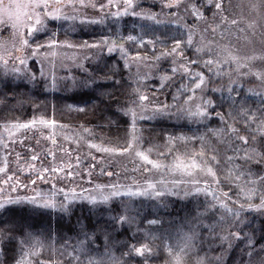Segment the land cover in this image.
Returning <instances> with one entry per match:
<instances>
[{
  "label": "snow or ice",
  "instance_id": "6c2138e0",
  "mask_svg": "<svg viewBox=\"0 0 264 264\" xmlns=\"http://www.w3.org/2000/svg\"><path fill=\"white\" fill-rule=\"evenodd\" d=\"M225 0H166L162 4V8L169 10L176 9V12L170 14L175 16L181 8L184 9L195 21L204 20L206 13L211 11L213 18L220 16L221 23L228 22V16L224 8ZM92 8L93 10L102 13L101 19L81 20V23L99 24L103 23L104 18L111 16L120 18L122 16H133L141 20L155 21L161 23L157 14L146 11H136L138 5L135 0H105L104 3H96L95 0H0V30L10 29L14 41L18 40V45L13 43L12 50L9 51L5 47V43L0 41V68L4 70V76L7 78L10 74L15 79L23 78L26 82L35 85L38 80L35 72L30 70L28 61L37 58L41 49H55L57 47L73 48L75 45L68 42H59L54 38H50L46 44L32 45V39L36 33L47 32L48 23L51 21H75L76 15H69L67 10L72 9L73 13L78 9ZM253 9L259 12L264 8V0H257V3L252 5ZM116 9L115 12H105V9ZM238 20H231L232 25H237ZM217 27H212L211 30L216 32ZM249 28L254 27L253 24L248 25ZM187 41L173 38L174 44L170 49L161 51L155 60L158 62L162 58H171L172 66L170 71H165L160 77L161 87H166L175 82L176 76H180L181 83L176 88L173 94L172 105H154L149 109L146 102L149 96L141 91L140 85L144 79L149 78L147 75L141 76L139 66L136 73V79L133 81L137 86L132 90V96L135 99L126 102L125 105L120 104L117 93L122 86L123 77L117 78L120 75L119 65L114 64L109 66L105 60L104 49H107V54L119 52L120 59L123 60L125 70H130L132 62H147V57H142L139 54L130 56L125 48V42L136 41L137 37L132 35L123 37L109 38L102 37L99 41L88 42L84 41L80 46L85 49H99L100 53L96 57L98 71L103 77L102 81L91 79L89 73V81L84 84L85 87H91L96 83H107L113 88L112 92L105 93L109 98V106L111 103H116V111L124 116H130V132L129 139L126 145L117 147H102L98 144H89L90 148H95L97 152L111 153L115 155H130L134 153L139 165L135 171L142 170L145 174L143 184L136 183L134 186L129 185L127 188L118 183L109 186L97 185V191L100 192L99 198L89 197V204H104L107 205L116 198L121 197H143L156 201H163L165 197L179 195L183 192L185 197L198 198L201 195L205 197L203 207L197 199L196 214L193 216L195 224L188 233L182 235L183 243L179 245V250L174 251L170 245H165V251L171 257L170 264H184L185 257L189 249L197 248L196 241L200 240L201 244L207 243L209 250L213 246L220 247L222 252L220 255L213 257L217 264H226L228 255L236 247L237 244H243L240 250L239 264H264V221L253 226V221L245 214L256 213L264 217V100L261 101V106L253 111L252 109L243 107L239 104L236 97L232 93L236 91L233 86L234 81L227 87L229 101V111L227 113L219 111L215 112V118L219 119L222 127L218 129H210L213 136L216 137L220 144L225 147V164L226 169H220V157L217 154L218 149L213 146L207 139V136L193 135L192 137L183 134L179 136L171 135L165 137L164 150L160 151L154 147L143 149V137L138 134L137 120L155 119L160 115H176L178 120L187 121L189 124H204L205 121L212 118V112L215 111L217 104L214 100L207 97V92H219L222 96L225 91L223 87L209 88L212 75L219 77L222 75L223 64H236L238 68H246L248 65L240 63V57L231 52H227L222 59H214L211 57V49L207 45L195 47L196 58H188L182 49V44L191 48L193 47V36L195 34V25L187 29ZM56 33H53V37ZM119 41V42H118ZM141 44H153V41H140ZM153 51L155 47L153 46ZM226 51V49H225ZM209 53V58L202 59L201 54ZM20 53V55H14ZM7 55V59L5 58ZM51 55L53 58L57 56L56 51L45 53V57ZM220 54L217 53V56ZM91 59V57H86ZM264 57L251 56L247 60H257ZM14 62L13 67L9 70V63ZM37 62L43 65V60ZM102 65V66H101ZM199 66L201 69H207L209 76L206 79L204 71L193 72V66ZM82 71H87L83 64H77ZM158 68V65H157ZM105 69H107L105 71ZM39 79L44 81L45 92L59 91L60 81L71 79L73 86H76V80L71 77L58 78L55 73V62L52 61V75L49 79L46 76L43 66L39 74ZM257 79H261V75L257 74ZM186 81V82H184ZM200 93L197 96V93ZM259 95V93H253ZM239 96V92H237ZM183 101L182 104L178 103ZM223 103V101H222ZM40 105L37 104L38 108ZM72 106H69L71 108ZM139 109V112L137 111ZM175 109V112L171 110ZM79 112L85 111L84 108L76 109ZM151 111V116L146 115ZM229 120L232 122L229 123ZM39 123L46 127L54 126L55 121L35 118L26 123L15 122L7 127L9 137L13 136L20 129H30L34 124ZM85 131H89L85 129ZM193 140H198L200 143L199 149L193 148L191 151L181 152L180 145H187ZM55 142V141H53ZM7 147V145H3ZM155 151V158L152 153ZM230 153V154H228ZM37 156H32V160H37ZM33 170H34V166ZM49 169H43L37 178L45 179L44 173ZM52 172H57L58 169L52 168ZM6 172L5 167H0V173ZM223 172V174H222ZM72 175L71 172L68 173ZM112 176V172L107 173ZM158 177V178H157ZM14 179L13 176H7L3 183L7 184ZM228 182L229 185H234L237 189L236 198H233L230 191H223L221 184ZM32 184L36 180L31 181ZM53 187H55L53 185ZM105 188L108 189L105 194ZM13 190H15L13 188ZM60 191H63L61 189ZM75 195V194H74ZM30 203H36L35 197L27 198ZM65 200H68L65 194ZM19 203V199L0 202V209L5 208V204ZM61 204L59 207L52 198H45L39 207L51 208L53 210L69 213V204ZM128 205L125 204L123 209L118 214L111 215L104 227L103 232L106 238H110L111 230L116 231L123 228L125 225L131 227L136 223V216L130 215ZM218 213V215H217ZM215 216L211 223H205V218ZM80 224V221H77ZM149 226L162 225L160 219L147 220ZM227 225V227H224ZM244 228L250 230L245 232ZM207 230V235L201 238L200 230ZM217 229H220L218 232ZM16 235H13V233ZM82 239L78 238V244L73 246L67 253L66 264H82L81 258L84 257V264H104V262L90 254L89 246L97 239L96 229L89 231L87 225H82L80 234ZM17 236L19 237L17 239ZM156 238V237H153ZM16 242L19 251L18 258L14 257V264H45L41 259L43 245L38 239H34L31 233H24L17 229L15 225L7 230H0V252H3L5 243ZM219 244H215L216 241ZM226 245V247H225ZM107 249V244L105 245ZM152 254V249L148 244H141L137 247L135 244L129 245L128 249L122 253L121 258L107 251L104 255L108 258L107 264H125V259L135 260L136 258H144ZM51 264V261H48ZM197 264H209L207 255L197 258Z\"/></svg>",
  "mask_w": 264,
  "mask_h": 264
},
{
  "label": "trees",
  "instance_id": "16d2710c",
  "mask_svg": "<svg viewBox=\"0 0 264 264\" xmlns=\"http://www.w3.org/2000/svg\"><path fill=\"white\" fill-rule=\"evenodd\" d=\"M138 7H150V5L140 2ZM141 23L144 24L143 20L133 16H122L118 19L107 17L103 23L99 24L51 21L48 23L47 32H40L35 35L32 39V45L53 38V33H56L54 38H61L77 47H80L84 41L96 42L105 36L111 39L117 36L126 38L132 35L137 37V40L125 42L124 45L130 56L139 54L148 58H152L173 46L174 39L168 38L165 34L162 37H155V35L140 33L138 29L142 27ZM145 27L147 26L145 25ZM140 41H153L154 45L141 44ZM153 46L155 51H153ZM104 60L109 66L119 65L120 75L117 78L123 77V80L117 95L120 104L125 105L126 102L135 98L132 96V90L137 85L133 83L134 80L130 77L132 71L124 69L119 52L105 55ZM30 65L33 68L36 67L33 62H30ZM95 65V67L91 65V79L102 81L103 77L96 71L98 68L96 62ZM157 65L158 68H156L153 80L140 85L141 91H145L144 93L147 95H149L147 92L159 94L156 99L158 105H172L174 103L173 94L179 87L181 78L176 76L174 83L161 89L155 88L154 85L158 83V75L161 76L165 71H170L171 67L169 62L167 63L165 60H160ZM84 84H78L70 89L62 87L59 91L45 92L38 81L33 85L23 78L17 80L10 75L6 78L0 72V126L39 117L54 120L57 124L64 126L68 132H76L81 128L88 129L87 132H89L90 137L100 145L108 147L126 145L129 139L130 118L116 111V103L113 102L109 106V98L103 94L113 91L111 85L96 83L91 87H85ZM237 92H239V96H237ZM232 96L236 97L243 107L253 111L261 106L262 100L259 101L253 95L245 94L243 90L234 91ZM221 99V101L215 102L217 107L212 112V118L205 121L204 124H189L187 121L174 118L173 115H160L155 119L139 120L137 130L138 134L143 137L141 142L143 149L147 150L149 147H154L163 151L165 137L169 134L175 136L183 134L188 137L204 134L208 141L218 149L217 154L221 161L220 169H226L227 165L224 162L225 147L209 131L222 127L220 120L215 118V112L227 113L229 111L230 102L226 100V97ZM178 103L182 104L183 101ZM37 104L40 105L38 108L36 107ZM69 106L72 107L69 108ZM78 108H84L85 111L79 112L76 110ZM171 111H175V109ZM231 122L229 120V123ZM199 147V141L193 140L187 145H180L179 149L184 152L186 150L191 151L193 148L199 149ZM151 155L155 158V151ZM45 158L42 156L41 160L46 161ZM3 163L0 152V167ZM29 180H36V178L26 176L23 181L27 183ZM221 188L230 191L231 196L236 198L238 189L234 185L230 186L228 182H223ZM197 199L202 208L205 202V197L202 195L198 198L174 195L165 197L163 201L144 199L143 197L135 199L121 197L107 205H88L85 202L73 201L69 204V213L20 201L0 209V230H7L15 225L22 232L31 233L32 237L38 239L43 245L41 259L45 264H48V261H51V264H66L67 253L78 244V238H83L82 235H79L82 225H87L89 231L93 228L96 229L97 239L89 246L90 254L100 258L104 264H107L108 260L104 255L106 251L109 254L114 253L117 259H120L129 245L135 244L139 247L145 243L152 249V254L146 259L127 260L124 258L125 264H170L171 257L165 251V245H170L174 251L179 250V245L183 243L182 235L190 232L195 224L192 218L196 214ZM125 204L132 210L129 214L136 216V223L131 227L125 225L119 231L113 228L110 238H106L103 227L107 219L113 214H118ZM245 215L253 221V226L264 221V217L256 213H246ZM153 218L162 220L163 224L149 226L147 220ZM215 218V216L207 217L205 223H211ZM78 220L80 224L77 223ZM249 230V228L243 229L245 232ZM200 231L201 238L207 235V230L202 229ZM217 231L219 232L220 229ZM13 235L16 233L14 232ZM106 244L107 249L105 248ZM196 244L197 248L188 250L184 264H197V258L205 255L209 258V264H217L216 260L212 258L220 255L223 249L213 246L209 250V245L207 243L201 244L200 240H197ZM215 244L218 245L219 241L217 240ZM241 248H243V244L236 245L228 255L226 264H239ZM18 256L19 251L15 240L11 243H5L3 252H0V264H14V257L18 258ZM81 260L84 264L85 258L82 257Z\"/></svg>",
  "mask_w": 264,
  "mask_h": 264
},
{
  "label": "rangeland",
  "instance_id": "374dc122",
  "mask_svg": "<svg viewBox=\"0 0 264 264\" xmlns=\"http://www.w3.org/2000/svg\"><path fill=\"white\" fill-rule=\"evenodd\" d=\"M95 2L99 4L104 3L105 0H95ZM140 2H145L150 7H137L136 11L143 10L155 13L158 19L162 21L158 24L155 21L143 20L147 27L141 23L140 25L142 27L138 29L140 33H147L150 36L155 35V37H162L165 34L172 40L173 38H177L186 42L188 37L187 29L195 25L193 47L189 48L186 43L182 44V49L186 57L196 58L195 47L207 45L211 49L210 55L214 59H222L227 55V52H231L241 58L240 63L248 65L246 68H238L236 64H223L222 75L219 77L212 75L211 83L208 85L209 88L223 87L225 89L223 96L219 92L212 93L208 91L206 98H210L214 102L221 101V98L228 96L227 87L234 81L233 86L236 88V91L243 90L245 94L253 95L259 101L264 100V58L257 60L246 59L254 55L264 57V8L260 9L259 12L253 9L252 5L257 3V0H225L224 8L228 16L227 23H221L219 15L214 19L211 11H208L205 19L200 21H195L183 8L179 10L177 15L173 16L170 13L176 12V9L169 10L162 8V4L166 0H135L137 5ZM115 11L116 9L114 8L105 9V12ZM67 12L69 15H76L77 19L73 22L77 21L79 23H81L82 19L99 20L103 15L90 7L78 9L75 13H73L72 9H68ZM108 18L114 17L108 16ZM233 19L238 20L239 23L232 25L231 20ZM249 24H253L254 27L249 28ZM217 25L219 27H217L216 32H213L211 28ZM49 39L37 44H46ZM54 39L59 42H68L61 38L55 37ZM0 41L5 43V47L9 51L12 50L13 43L19 46L18 40L14 41L10 29L0 30ZM50 51H56L57 56L53 58L49 54L45 57V53H50ZM99 53V49H85L77 46L73 48L57 47L52 50L41 49L40 55L35 59H30L28 64L30 70L37 75V81L43 88L44 81L39 79L41 67L43 66L46 76L50 79L53 60L55 62V73L57 77L71 76L76 80L77 86L78 84L83 85L89 80V73L92 69L91 65L96 66L95 61ZM104 53L107 55V49H104ZM217 53L220 55L217 56ZM14 55H20V53H14ZM156 56L152 58L147 57V62H139V65L137 62H132L130 77L133 80L136 79L138 66L141 76L147 75L149 77L143 80L141 86L153 80L157 63L159 62L155 60ZM86 57H91V59H87ZM5 58L7 59L6 54ZM201 58H209V53L201 54ZM38 60H43V65L37 62ZM163 60L167 61V63L169 62L170 66H172L170 57L162 58L161 61ZM30 62H33L36 67L33 68ZM77 64H83L87 71H82L76 66ZM13 65L14 62L9 63V70ZM192 70L193 72L204 71L206 79L209 76L207 69H201L198 65L193 66ZM0 72L2 75L4 74L2 68H0ZM257 74L261 75V79H257ZM159 77L158 75V83L154 87L161 89ZM178 77L180 76L178 75ZM59 83L60 88L65 87L66 89H70L73 87V81L71 79L62 80ZM147 93H149V100L146 104L151 109L152 106L158 105L156 99L159 94L156 92ZM253 93H259V95H254ZM199 95L200 93L198 92L197 96ZM137 111L139 112L138 109ZM151 114V111L146 113L149 116ZM173 116L177 118L176 115ZM129 118L131 122V117L129 116ZM33 119L28 118L27 120L16 122L26 123ZM35 119L39 121L44 118L37 117ZM10 124L7 123L4 126H0V152L4 162L1 167H5L6 165V172L0 173V202L7 201L8 199H19V202H29L27 198L35 197L37 198L36 203L31 204L36 206L42 204L45 198L54 199L58 207L69 201L71 203L73 201L85 202L88 205H92L89 204L88 198H99L100 192L97 191V185L109 186L118 183L127 188L129 185L134 186L136 183H144L146 178L144 172L142 170H134L139 165V161H137L134 153L130 155H115L97 152L95 148H90L89 144H100L95 142L90 137L89 132H86L84 128L76 132H68L64 126L56 122L54 126L48 127L36 123L32 128L20 129L13 136L9 137L7 127ZM5 144L7 147L3 146ZM101 146L108 147L105 145ZM34 155L38 157L35 161L32 160V156ZM42 156L44 158L46 157V161L41 160ZM32 166H34V170ZM45 168L49 169L47 173H44L45 179H38V174H41ZM52 168H56L58 171L54 173L51 171ZM69 172L72 173L71 176L68 175ZM108 172H112L113 175L108 176ZM7 176H13L14 179L5 184L3 181L7 179ZM26 176H34L36 183L32 184L31 180L25 183L23 180ZM61 189L63 191H60ZM104 191L107 194L108 189L105 188ZM223 191L226 190L223 189ZM65 194L68 197L67 201L65 200ZM179 195L183 196V192H180ZM130 198L135 199L137 197ZM6 205L9 204L6 203Z\"/></svg>",
  "mask_w": 264,
  "mask_h": 264
}]
</instances>
